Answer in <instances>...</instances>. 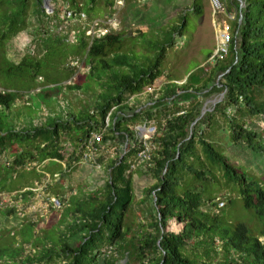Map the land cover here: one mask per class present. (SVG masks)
I'll list each match as a JSON object with an SVG mask.
<instances>
[{
	"label": "trees",
	"instance_id": "1",
	"mask_svg": "<svg viewBox=\"0 0 264 264\" xmlns=\"http://www.w3.org/2000/svg\"><path fill=\"white\" fill-rule=\"evenodd\" d=\"M43 1L37 0L40 4ZM109 4L112 6L114 2L109 1ZM28 5L29 0H21L16 5L18 8L5 17L6 27L0 31V75L4 81L21 83V89L0 88V155L15 149L14 159L5 166L6 175L0 176L2 187L11 181L12 185L6 189H21L20 184H15L21 167L53 159L64 161V147L60 140L72 130L81 133V143L93 139L97 147L100 140L93 136L107 128V117L110 131L124 144V150L110 161L104 187L81 198L72 196L64 214H59L61 218L56 217L61 222H53L43 235L36 234L35 222L11 231V240L0 246V259L4 264H35L56 258H62L61 264H116V258L104 257V249H113L115 244L126 242V219L133 197L130 159L141 152L147 154L146 170L157 180L147 189L153 200L152 221L139 224L142 231L135 245L137 259L142 264L147 259L151 264H264V241L251 232L247 223L230 224L219 214L204 211L205 191L190 183L184 187L182 182L185 174L193 179L206 176L191 163L192 160H201L198 155L200 145L209 160L219 165L224 175L238 185L244 207L264 220L263 182H258L218 150L205 138L204 130V127L212 129L217 125V116H221L229 126L233 144H246L249 149L264 153V131L252 127L255 117L264 116V0L245 1L241 22L238 19L232 22L234 38L223 59L207 68L199 67V73L190 72L181 84L170 78L160 96L153 100V107L144 112L132 111L127 98L153 87L164 75L162 65L167 46H172L174 35L181 33L186 26V17L170 28L172 38L169 44H163L155 59L144 64L135 58L136 54L133 58L120 53L123 35L118 30L91 42L78 25L77 42L70 44L68 34L52 30V27L59 26V7L49 14L39 5L40 24L45 22V25L41 26L38 41L45 49L44 55L39 57L28 53L19 63H14L1 53L5 41L26 27ZM226 5L228 11L239 12L240 4L236 0H227ZM70 6L91 10L90 5L84 7L77 0H71ZM191 9L194 14L203 15V0H192ZM69 51L80 56L89 66V74L73 79L71 84H62L63 78H69L76 69L63 67L66 70L63 74L56 59H66ZM38 78L47 85H56L62 92L87 91L92 87L91 81H98L105 90L99 93L93 109L68 110L65 118L54 116L46 124H27L20 129L17 124H5L2 114H13L14 107L21 102L31 105L30 100L24 99L22 90H34ZM45 93L54 96L53 91ZM216 93L224 94L222 100L212 111L200 117L204 102L199 97ZM185 100L189 103L186 104ZM139 119L150 121V124L157 121L154 133L145 139L137 130ZM111 138L105 137L103 141ZM76 154L77 150L72 151L69 166ZM24 176L19 173L20 178ZM33 194V190H26L16 196L30 200ZM213 200V197L209 198V201ZM7 212L12 214L15 209ZM171 222L182 224V228L170 229ZM18 235L20 240L16 239ZM27 244L32 246L29 253H25ZM202 245L209 247L205 259L194 253V248ZM218 247L223 250L225 258L214 262L210 251L217 254ZM126 255L131 259V253Z\"/></svg>",
	"mask_w": 264,
	"mask_h": 264
},
{
	"label": "rangeland",
	"instance_id": "2",
	"mask_svg": "<svg viewBox=\"0 0 264 264\" xmlns=\"http://www.w3.org/2000/svg\"><path fill=\"white\" fill-rule=\"evenodd\" d=\"M109 1H113L111 6ZM21 0H0V31L6 27L5 17L20 4ZM47 2V3H46ZM84 7L89 6L91 10H84L91 19L105 20L114 11L115 5L120 6L119 19L120 26L117 30L123 35V45L120 53L134 56L144 64H148V60H154L163 44H169L172 38L170 28L176 27L182 22V17H186V26L181 33L174 35L172 46H167L166 55L163 61L162 75L153 87L147 88L138 95L127 98V103L133 111H146L153 107V100L160 96L164 85L170 78L175 79L178 83L185 82L190 72L198 70L199 67H209L210 58L215 52L218 42V25H222L223 20H227L223 14L217 18L213 16L210 0H203L204 14L198 16L193 13L191 6L192 0H77ZM18 3V4H17ZM16 4V5H15ZM53 14L56 7L60 8L69 6L72 9L71 0H44L42 4L37 0H29L26 12V27L17 35L8 41H5L2 55L14 63H19L22 58L32 53L37 56H43L45 49L38 41V35L41 33V25L37 7ZM119 9V8H118ZM58 10V9H57ZM61 12V10H60ZM234 12H236L234 10ZM60 14V13H59ZM72 29H76L75 22L70 25ZM67 41L75 44L76 37L72 31ZM68 49V48H66ZM67 53H70L67 52ZM134 58V57H133ZM57 66L61 67V72L65 74V69L72 67L76 69L75 73L69 78H63L62 84H71L73 79L89 74V66L82 62L80 56L70 53L66 59H56ZM61 63V64H60ZM65 69H64V68ZM63 68V69H62ZM70 70V69H69ZM78 72V74H77ZM62 74V75H63ZM36 88L31 92L22 90L25 93L26 100H30L31 105L19 103L13 109V114L6 112L2 114V121L7 125L17 124V129L27 124H46L51 117H64L68 114V110L78 112L81 109H93L99 100V93L105 89L98 81H91V89L84 91L63 92L56 85H47L44 80L38 78ZM21 83L14 84L12 81H4L0 75V88L21 89ZM57 87V88H56ZM50 88V89H48ZM53 91L54 96L46 95V91ZM222 98V94L216 93L208 97L200 96L199 99L204 102L209 111L214 108V103ZM186 104L189 100L184 101ZM128 112H131L128 110ZM218 124L212 129H205V138L212 142L216 148L222 151L231 161H233L241 169L248 172L258 182H263L264 187V153H257L249 149L246 144H233L230 139V130L227 122L217 116ZM109 118L105 120L107 128L94 133V139L100 142L98 146H94V140L90 139L87 143H81L79 139L81 133L77 134L72 130L68 135H62L60 144L64 147V161L56 159L45 161L41 164L32 163L18 169V176L15 184H20L21 189L10 191L12 183L7 181L6 187H2L0 183V246L10 241V232L20 229L25 223L35 222V231L37 235H43L48 226L53 222H61L56 217L64 214L63 210L68 206L69 199L72 196L82 197L89 192L104 187L107 179V167L110 161L124 150V144L115 137V133L110 131L108 127ZM157 125V121L139 119L137 130L143 139L154 133L152 128ZM259 127L264 131V116L255 117L252 127ZM112 137L111 139H104ZM39 143V142H38ZM37 144V142H36ZM15 147H18L17 145ZM14 150L10 149L0 155V176L6 175L5 166H8L14 159ZM77 150L76 158L73 159L72 165L69 166L70 155L72 151ZM198 155L201 160H192L193 167L204 171L206 174L202 179H193L185 174L183 178L184 187L187 183L195 186L197 189L205 191L206 204L203 210L210 214H219L226 222L238 223L240 221L247 223L251 232L260 237L264 241V220L259 219L253 210L244 207L239 194L238 185L230 181L225 175L223 169L211 162L204 153L200 145H198ZM147 154L139 153L130 160L132 163V179H133V197L130 210L127 215L126 242L114 245L113 249L105 248V258H116V264H142L136 256L135 245L138 243V236L141 234V223L149 224L152 221V197L148 195L147 189L154 185L157 180L145 168V160ZM70 160V161H69ZM19 173L25 175L20 178ZM20 178V179H19ZM33 190L34 194L30 200L18 198V192ZM213 197V201L209 198ZM54 200H60L58 206L54 205ZM217 203L212 206L211 203ZM14 208L15 212L7 214V210ZM7 212V213H6ZM61 215H59L60 217ZM61 218V217H60ZM54 219V220H53ZM69 219V218H68ZM62 220V219H61ZM170 229L179 230L182 224L171 222ZM16 239L20 240L18 235ZM8 244V243H6ZM25 253H29L32 246L25 245ZM209 247L202 245L194 248V253L200 258L205 259L206 252ZM131 253V259L124 254ZM216 254L210 251L214 262L223 260L225 254L221 247L217 249ZM62 258H56L49 262H40L35 264H61ZM0 264H4V260L0 259ZM145 264H151L149 259Z\"/></svg>",
	"mask_w": 264,
	"mask_h": 264
},
{
	"label": "built area",
	"instance_id": "3",
	"mask_svg": "<svg viewBox=\"0 0 264 264\" xmlns=\"http://www.w3.org/2000/svg\"><path fill=\"white\" fill-rule=\"evenodd\" d=\"M226 1L227 0H210L213 16L217 18L220 14H223L226 18H228V21H222L223 23L220 28L218 25V42L215 52L210 58L211 63H215L216 61L223 59L229 53L234 38L232 22L236 21L237 19L239 20V22H241V9L244 7L246 0H236L240 4L239 12H237L236 10V12L228 11ZM66 7L68 8L69 6ZM67 8H60L61 12L59 14V26L52 27V30H56L57 32H65L68 35L71 34L72 31L73 35L76 37L78 29H72V27L69 26L72 22H75L77 26L81 25L83 30H85L88 38H90V41L93 42V40L95 39L106 36L110 31L117 30V27L120 26V6L118 7L115 5L116 9H114L113 13L109 15V17L105 20L95 21H93L94 19H91L90 16L83 10H79L76 8ZM46 9L47 12L50 11L48 7ZM152 129L154 130L155 127H153ZM144 153L145 152H141V154ZM59 204L60 200H54L55 206H58Z\"/></svg>",
	"mask_w": 264,
	"mask_h": 264
},
{
	"label": "water",
	"instance_id": "4",
	"mask_svg": "<svg viewBox=\"0 0 264 264\" xmlns=\"http://www.w3.org/2000/svg\"><path fill=\"white\" fill-rule=\"evenodd\" d=\"M46 3H47V2H46ZM223 95H224V94H222V97H223ZM221 100H222V98H220L219 100H217V101L214 103V106H215L218 102H220ZM207 111H209V109H207L206 106H204V107L202 108L201 116H200V117H203ZM197 120H198V119H197ZM197 120H196V121H197ZM196 121L193 123V125L196 123Z\"/></svg>",
	"mask_w": 264,
	"mask_h": 264
}]
</instances>
